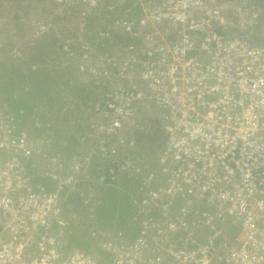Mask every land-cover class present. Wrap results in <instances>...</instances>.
Here are the masks:
<instances>
[{
    "label": "built area",
    "instance_id": "built-area-1",
    "mask_svg": "<svg viewBox=\"0 0 264 264\" xmlns=\"http://www.w3.org/2000/svg\"><path fill=\"white\" fill-rule=\"evenodd\" d=\"M127 2L141 6L139 17L115 25L130 40L127 92L107 95L101 116L111 119L97 124L90 151H53L57 169H68L44 174L70 191L82 180L142 172L136 232L102 242V253L67 243L74 227L64 199L30 170L52 137L28 135L0 110V264H264V41L229 34L225 22L230 13L240 28L252 26L256 10L244 1ZM138 99L164 119V140L145 169L129 158L111 163L124 143L116 117L127 109L130 118ZM145 122L127 121V147L151 129ZM95 162L104 164L98 176L88 172ZM193 229L204 230V244L179 243Z\"/></svg>",
    "mask_w": 264,
    "mask_h": 264
},
{
    "label": "rangeland",
    "instance_id": "rangeland-1",
    "mask_svg": "<svg viewBox=\"0 0 264 264\" xmlns=\"http://www.w3.org/2000/svg\"><path fill=\"white\" fill-rule=\"evenodd\" d=\"M230 1H244L248 9L256 10L258 17L257 23L242 29L238 18L226 13L225 22L230 23L227 32L264 41V0H223V4ZM140 8H134L127 0H0V110L12 113L17 125L28 135L38 140L44 137V141L52 137L42 155L32 159L30 170L39 172V176L34 175L36 183L40 181L48 189L56 190L71 205L67 214L73 217L70 223L74 228L66 241L89 253H102V242H118L122 230L127 234V221H130L127 216L132 213L123 202L132 192L127 193L125 188L128 185L132 190L138 186L142 172L119 173L115 180L106 179L101 184L82 180L70 191L59 188V181L50 180L45 172L55 169L61 177L68 169L67 164L57 169L53 151L69 155L90 151L97 124L111 119L101 116L107 95L118 87L122 93L127 92L130 40L127 31L115 25L129 17H139ZM132 79L139 83L138 87L143 86L140 77L134 78L133 74ZM143 102L138 99L132 103L130 118L127 119V109L123 117H116L124 121L119 134L124 136V143L119 145V152L111 163L129 158L145 169L154 161L164 140V129L158 126V121L164 119L156 107L143 106ZM39 121H48L51 125L42 128ZM127 121H150L153 126L150 130H141L136 142L127 147ZM86 134L88 139L84 141ZM76 139H79L77 144ZM66 144L72 147V152L62 150L67 149ZM94 165L88 172L98 176L96 166L102 168L104 164L95 162ZM126 181L127 185L122 187ZM86 186L93 192L86 191V194ZM138 187L134 198L141 194ZM87 198L94 202L92 208L82 205ZM131 201L135 200L130 197ZM97 202H100L97 206L104 208L96 207ZM99 208L104 212L97 215ZM123 211L127 214L119 218ZM202 233H205L203 229L197 232L193 229L191 235H180L183 239L179 243L190 238L195 244H204ZM228 239H233L229 233Z\"/></svg>",
    "mask_w": 264,
    "mask_h": 264
},
{
    "label": "trees",
    "instance_id": "trees-1",
    "mask_svg": "<svg viewBox=\"0 0 264 264\" xmlns=\"http://www.w3.org/2000/svg\"><path fill=\"white\" fill-rule=\"evenodd\" d=\"M40 122V125H42V126H40V127H42V128H44L45 126L47 127V128H49L50 127V125H49V123H48V121H39ZM86 140V138L84 137V141ZM79 142V139H76V144ZM75 144V145H76ZM63 146V145H62ZM67 149H62V148H60V149H62V150H65L66 152L67 151H69V152H72L73 150H71V148L72 147H70L69 145H64ZM71 150V151H70ZM69 152H67V153H69ZM123 185H127V181L126 182H124V183H122L121 184V186L122 187H124ZM140 185V182H139V184H138V186ZM120 186V187H121ZM138 186H135L132 190H131V187H128V185H127V189L125 188V190L127 191V193H130V192H132L129 196H127L126 197V199H125V201L123 202L124 204H126L127 205V208L131 211V215H130V217L129 216H127V218L128 219H130V221H127V234H124V230H122L123 231V233H122V235H124V236H129V237H133L134 236V234H135V228L137 229V223L136 222H134V221H132V215L134 214V210H135V206H136V201H137V198H134L135 196H134V194H135V192H136V190L139 188ZM133 198L135 201H131V203L129 202V198ZM69 202H71L70 200H69ZM100 202H97V204H96V207H103V205L101 206H97L98 204H99ZM104 208V207H103ZM103 208H99L96 212V214L97 215H99V214H102V212H104V209ZM125 209H126V207H124ZM103 209V210H102ZM113 213V212H112ZM110 214V213H109ZM122 216L120 215V217L119 218H123L126 214H127V212L125 213L124 211L122 212ZM115 214L113 213V216H114ZM127 219V220H128ZM131 234H133V236H130Z\"/></svg>",
    "mask_w": 264,
    "mask_h": 264
},
{
    "label": "crops",
    "instance_id": "crops-1",
    "mask_svg": "<svg viewBox=\"0 0 264 264\" xmlns=\"http://www.w3.org/2000/svg\"><path fill=\"white\" fill-rule=\"evenodd\" d=\"M89 183V182H88ZM85 193H86V190L84 191ZM87 194V193H86ZM63 200V199H62ZM64 203H65V205H66V207L69 209V207L71 206V205H68V201L66 200V199H64ZM82 203V205L84 204L85 206H88V209H89V204H85L84 202H81ZM90 208H92V207H90ZM75 210H77V209H75L74 208V212H75ZM85 214H87V212H85Z\"/></svg>",
    "mask_w": 264,
    "mask_h": 264
}]
</instances>
